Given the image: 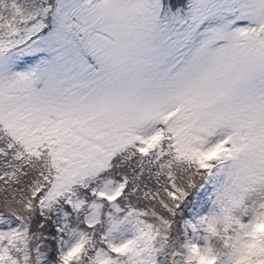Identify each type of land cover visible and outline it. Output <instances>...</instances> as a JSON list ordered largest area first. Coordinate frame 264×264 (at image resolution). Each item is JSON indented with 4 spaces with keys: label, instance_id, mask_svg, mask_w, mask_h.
<instances>
[{
    "label": "snow or ice",
    "instance_id": "obj_1",
    "mask_svg": "<svg viewBox=\"0 0 264 264\" xmlns=\"http://www.w3.org/2000/svg\"><path fill=\"white\" fill-rule=\"evenodd\" d=\"M0 264H264V0H0Z\"/></svg>",
    "mask_w": 264,
    "mask_h": 264
}]
</instances>
